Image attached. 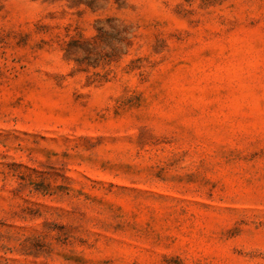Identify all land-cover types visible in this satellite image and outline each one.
Wrapping results in <instances>:
<instances>
[{
  "label": "rangeland",
  "instance_id": "1",
  "mask_svg": "<svg viewBox=\"0 0 264 264\" xmlns=\"http://www.w3.org/2000/svg\"><path fill=\"white\" fill-rule=\"evenodd\" d=\"M0 264H264V0H0Z\"/></svg>",
  "mask_w": 264,
  "mask_h": 264
}]
</instances>
